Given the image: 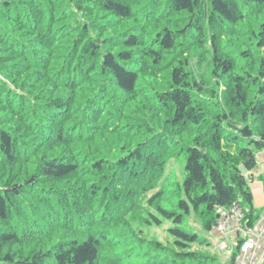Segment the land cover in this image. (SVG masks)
Here are the masks:
<instances>
[{"label": "trees", "instance_id": "obj_1", "mask_svg": "<svg viewBox=\"0 0 264 264\" xmlns=\"http://www.w3.org/2000/svg\"><path fill=\"white\" fill-rule=\"evenodd\" d=\"M263 150L264 0H0V264H218Z\"/></svg>", "mask_w": 264, "mask_h": 264}, {"label": "rangeland", "instance_id": "obj_2", "mask_svg": "<svg viewBox=\"0 0 264 264\" xmlns=\"http://www.w3.org/2000/svg\"><path fill=\"white\" fill-rule=\"evenodd\" d=\"M191 64V63H190ZM191 67L196 70L197 75H199L202 70H200L201 68L197 67L196 65V61L193 60ZM200 76V75H199ZM215 85L211 84L210 88H213L214 90H216V95H217V99L218 102L220 103L221 107L223 108L224 106V91H225V87L223 86V83L219 82V86L218 85V81L217 79L215 80ZM162 117H159V120ZM170 145V144H169ZM185 167H186V156L184 154H182L179 158H175L173 160L170 161V164H168V167L166 169V173L163 176L161 182L159 183V186L157 189L144 194L141 196V199L144 196H150L152 194H154L155 192H157L160 188H167V192H171V188L174 186L175 182H183L184 178H185ZM169 190V191H168ZM145 201V200H144ZM168 201V199H167ZM169 203L171 201H168ZM248 205V203H244V207L246 208V206ZM145 207L147 205H144ZM168 208L171 207V204H167ZM152 212H154L156 214V212L152 209H150ZM145 215V214H144ZM133 228L139 232L140 230L143 231L142 233V237H145L149 240L151 239H161L162 241H166L167 239L169 240L170 237L169 235L166 233V230L169 226V224L165 225V227L162 229V227L160 228H146L143 224L142 221H134L132 224ZM183 228H185L186 230L196 233L198 234V236L201 238V240L204 242L203 246L201 245H194L196 249H200V250H205L207 248V250H211L212 253L216 254L217 258H218V264H224L225 262V256L223 254V251L220 249V244L224 241V239H222L220 236H218L215 230L213 231H209L207 230L204 225H203V220L202 217H199L197 214H191L189 216L186 217L184 224L182 225ZM206 244H209L208 246H206ZM205 245V246H204ZM139 252V251H138ZM143 262V258L141 257H136L134 258L133 261H131V264H142Z\"/></svg>", "mask_w": 264, "mask_h": 264}, {"label": "built area", "instance_id": "obj_3", "mask_svg": "<svg viewBox=\"0 0 264 264\" xmlns=\"http://www.w3.org/2000/svg\"><path fill=\"white\" fill-rule=\"evenodd\" d=\"M219 213L215 231L236 243L241 253H249L250 264H264V221L259 230L248 226L238 205Z\"/></svg>", "mask_w": 264, "mask_h": 264}, {"label": "crops", "instance_id": "obj_4", "mask_svg": "<svg viewBox=\"0 0 264 264\" xmlns=\"http://www.w3.org/2000/svg\"><path fill=\"white\" fill-rule=\"evenodd\" d=\"M256 158V168L253 171L244 174L248 181L252 201L251 204L246 206V208L244 205L240 208L243 215L245 212L246 214H252L254 216L255 220L253 221V225L259 230L264 221V150L257 152ZM216 234L224 239L220 244V249L225 256L224 264H250L251 256L249 253H241L237 244L232 242L231 239L223 237L218 232ZM214 255L216 256V254Z\"/></svg>", "mask_w": 264, "mask_h": 264}, {"label": "water", "instance_id": "obj_5", "mask_svg": "<svg viewBox=\"0 0 264 264\" xmlns=\"http://www.w3.org/2000/svg\"><path fill=\"white\" fill-rule=\"evenodd\" d=\"M241 171H242L243 174L247 173V170H246V168L244 166L241 167Z\"/></svg>", "mask_w": 264, "mask_h": 264}]
</instances>
